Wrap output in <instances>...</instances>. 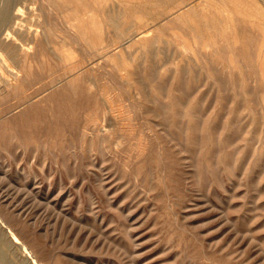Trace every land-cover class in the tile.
<instances>
[{"label": "rangeland", "instance_id": "obj_1", "mask_svg": "<svg viewBox=\"0 0 264 264\" xmlns=\"http://www.w3.org/2000/svg\"><path fill=\"white\" fill-rule=\"evenodd\" d=\"M103 1L14 0L13 2L12 0L13 5H11L14 7L10 12L12 16L10 15L8 22L6 21L5 24L3 23L4 25L0 26L1 28L5 27L3 32L2 29L0 30V58H2L0 60V84L2 85H0V117H2L0 118V171L7 168L14 180L19 179L15 180L18 184L4 182L5 187L3 184L0 187V192H6L9 189L13 193L15 190L14 194L19 192L20 196L25 197L29 195L28 192L31 189H37L39 186L40 199L48 194L52 196L53 201H57L58 207L62 208L64 204L69 219L78 217L77 219L82 220L81 225L88 222L90 226L87 228L97 235H99V230L106 231L104 229H107L109 231L110 229L109 232L113 236L115 235V238L124 241L122 242L127 253L119 255L101 250L99 242H96L97 235H94V238L86 244L84 237L88 232L84 231L83 236L76 237V233L67 230L63 238L64 246L63 243L61 245L65 252L73 258L75 257V261L81 264L85 262V264H250L248 261H244L245 258L241 250L249 247V253L247 252L246 255L249 257L252 255L250 257L252 259L257 254L256 251L254 252L256 248L249 246L246 240H235L226 215L231 213L230 217L243 222V224L240 223L241 229L252 225L253 229L255 228L254 232L264 235V224H262L264 223V214L262 215L264 191L257 192L259 181L264 180V77L258 69L259 61L264 58V0ZM20 7H24L20 12L21 15L18 13L19 11L17 12ZM92 9L94 10L92 11ZM79 17L80 20H78ZM17 18L20 20L18 19V21ZM19 24L22 25L19 26ZM76 24L78 26L85 24L84 26L90 28L91 40L98 43L97 46H100L98 49L92 48L90 41L81 40L82 38L77 32L79 27ZM92 25L98 27V30L92 29L94 28ZM142 26L145 27L142 28ZM212 26L213 28H211ZM7 30H11L12 35H7ZM142 30L145 31L143 37L139 33ZM49 31H54L57 35H53L54 32L50 33ZM13 34L15 35L13 36ZM194 34L196 35L194 36ZM131 39L132 41H130ZM157 39L161 41H157ZM19 40H22V45ZM5 42L10 43L6 45ZM129 45L131 46L129 47ZM145 46L148 47L146 50ZM182 49L184 52L180 51ZM202 56L203 59L200 58ZM5 60L9 68L4 64ZM10 65L12 69L14 66L13 70ZM232 66L234 67L232 68ZM239 66L243 71L239 69ZM26 74H29L28 77ZM172 79L177 83L175 84ZM7 80L11 81L9 86L4 84ZM21 87L24 88L21 89ZM174 90L176 96L173 95ZM62 92L64 93L62 94ZM170 92L173 96L170 95ZM166 95L169 96L166 97ZM76 96L78 97L76 98ZM166 105L170 107H166ZM137 107L139 108L137 109ZM161 111L162 113H160ZM173 113L174 116L171 115ZM232 116L235 119L233 117L230 120ZM171 118L173 119L171 120ZM173 120L177 121V124L173 125ZM215 122L216 124H214ZM244 122H248L249 125ZM120 124L124 128L121 129ZM208 130L211 134L208 133ZM221 134L223 137H220ZM117 139L118 141H116ZM189 141L193 147L189 145ZM14 144L16 145L14 146ZM12 150L14 151L12 152ZM185 152L186 155H184ZM196 153L198 154L196 155ZM203 153L206 154L203 155ZM240 153L241 155H239ZM138 154L140 155L138 156ZM204 157L205 159H203ZM182 159L184 160L182 161ZM199 162L200 165H198ZM202 163L205 165L203 166ZM207 163L210 164V172L213 175L203 171V167L207 166ZM233 163L236 169L232 168ZM189 164H192V167L188 166ZM242 168H245V171ZM98 177L100 180L102 179L101 182ZM201 178L202 180H200ZM254 181L257 183L255 184ZM14 184H17V187ZM221 185L222 187H220ZM198 189L199 191H196ZM27 200L26 202L30 203ZM258 201H261L262 205ZM71 207L72 209H70ZM259 209L260 211H258ZM260 218L262 219L259 223ZM91 224L95 228L91 227ZM194 230L195 232H192ZM201 239H204L203 242ZM229 241L230 243H228ZM183 246L185 247L183 248ZM13 250L17 252H13ZM7 254L8 256L12 255L9 258L14 264H23V262L33 264L30 262L29 256L14 243L7 250ZM37 255L40 262L50 260V254L47 251L38 250ZM76 258L78 259L76 260ZM20 259L23 260L19 261Z\"/></svg>", "mask_w": 264, "mask_h": 264}, {"label": "bare ground", "instance_id": "obj_2", "mask_svg": "<svg viewBox=\"0 0 264 264\" xmlns=\"http://www.w3.org/2000/svg\"><path fill=\"white\" fill-rule=\"evenodd\" d=\"M48 1V0H47ZM50 1V0H49ZM53 1V0H52ZM76 1V0H75ZM90 1V0H89ZM105 1V0H104ZM103 1V2H104ZM108 1V0H107ZM106 1V2H107ZM13 2H14V0H13ZM12 0H0V26H1V24H5V22L7 21L8 22V20L10 19V15L12 16V14L10 13L11 12V9L12 8H14L12 5ZM58 2H59V0H58ZM92 2H93V0H92ZM95 2H96V0H95ZM51 3V2H50ZM68 3V2H67ZM71 3V2H70ZM91 3V2H90ZM12 4V5H11ZM43 4V3H42ZM46 4V3H45ZM52 4H53V2H52ZM83 4V3H82ZM85 4V3H84ZM93 4V3H92ZM107 4V3H106ZM35 5V4H34ZM59 5V4H58ZM61 5V4H60ZM74 5V4H73ZM30 7V6H29ZM40 7V6H39ZM66 7V6H65ZM87 7V6H86ZM100 7H101V5H100ZM22 8H24V7H22ZM22 8L20 7V8H18V10H17V12L20 14V12L22 11ZM28 8V7H27ZM31 8V7H30ZM35 8V7H34ZM75 8V7H74ZM93 8H94V6H93ZM41 9H42V7H41ZM40 9V10H41ZM86 9V8H85ZM70 10V9H69ZM87 10V9H86ZM94 9H92V11H93ZM95 10H96V7H95ZM107 10V9H106ZM109 10V9H108ZM71 11V10H70ZM80 11V10H79ZM99 12H100V10H98ZM225 11V10H224ZM71 12H73V11H71ZM81 12V11H80ZM110 12V11H109ZM14 13V12H13ZM81 13H83V12H81ZM80 13V14H81ZM87 13V12H86ZM91 13V12H90ZM125 13V12H124ZM224 13V12H223ZM15 14V13H14ZM18 14V15H19ZM72 14V13H71ZM70 14V15H71ZM80 14H79V16H80ZM21 15V14H20ZM37 15V14H36ZM104 15V14H103ZM112 15V14H111ZM111 15H110V17H111ZM225 15V14H224ZM44 16V15H43ZM69 16V15H68ZM78 16V15H77ZM76 16V17H77ZM114 16H116L115 14H114ZM180 16V18H181V15H179ZM19 17V16H18ZM46 17V16H45ZM75 17V16H74ZM91 17V16H90ZM93 17V16H92ZM91 17V18H92ZM96 17V16H95ZM109 17V16H108ZM109 17V18H110ZM116 17H118V16H116ZM13 18V17H12ZM34 18V17H33ZM72 18V17H71ZM105 18V17H104ZM231 18V17H230ZM19 18H17V20H18ZM82 19V18H81ZM102 19H103V16H102ZM108 19V18H107ZM172 19H174L175 20V18H172ZM232 19V18H231ZM20 20V19H19ZM18 20V21H19ZM72 20H74V19H72ZM78 20H80V17H79V19ZM234 20V19H233ZM23 20H21V22H22ZM77 21V20H76ZM91 21V20H90ZM105 21V20H104ZM118 21H120V20H118ZM177 21V20H176ZM11 22V21H10ZM79 22V21H78ZM113 22V21H112ZM23 23V22H22ZM73 23H75V22H73ZM72 23V24H73ZM80 23V22H79ZM85 23V22H84ZM105 24H107L106 22H104ZM231 23V22H230ZM3 24V25H4ZM16 24H17V22H16ZM16 24H14V25H16ZM49 24V23H48ZM69 24H71V23H69ZM71 24V25H72ZM87 24V23H86ZM91 24H92V22H91ZM112 24V23H111ZM229 24V23H228ZM8 25V24H7ZM6 25V26H7ZM20 25H22V24H19V26ZM73 25H75V24H73ZM85 25V24H84ZM83 24H81L80 26H78L77 24H76V26H78L79 28H78V35L82 38L81 40H83V39H85V40H87V41H90V45L92 46V48H97L98 49V46H97V44L95 43V42H92V40H91V31L89 30L90 28H87L86 26H84ZM110 25V24H109ZM262 25V24H261ZM70 26V25H69ZM106 26H108V25H106ZM145 26H147L148 27V25H145ZM145 26H142V28L143 27H145ZM23 27V26H22ZM72 27H74V26H72ZM92 27H94V28H92V29H94L95 31H97L98 30V27H95V25L93 26L92 25ZM129 27V26H128ZM131 27V26H130ZM146 27V28H147ZM230 27V26H229ZM5 28V27H4ZM4 28H1L0 27V30L3 32V30H4ZM76 28V27H75ZM74 28V29H75ZM102 28V27H101ZM116 28V27H115ZM211 28H213V26L211 27ZM224 28V27H223ZM231 28V27H230ZM71 29V28H70ZM105 29V28H104ZM161 29V28H160ZM232 29V28H231ZM235 29V28H234ZM73 30V29H72ZM144 30V29H143ZM141 31V32H139L140 34H142L141 36L143 37V36H145L144 34V32L145 31ZM159 30V29H158ZM157 30V31H158ZM94 31V32H95ZM108 31V30H107ZM126 31V30H125ZM124 31V32H125ZM138 31V30H137ZM154 31V30H153ZM194 31V30H193ZM212 31V30H211ZM50 32V31H49ZM48 32V33H49ZM51 32H54V31H51ZM50 32V33H51ZM92 32H93V30H92ZM103 32H104V30H103ZM109 32V31H108ZM121 32V31H120ZM131 32H133L132 30H131ZM135 32H136V30H135ZM155 32V31H154ZM49 33V34H50ZM74 33H76V32H74ZM73 33V34H74ZM100 33V32H99ZM98 33V34H99ZM153 33V32H152ZM162 33V32H161ZM196 33V32H195ZM30 34V33H29ZM53 35L54 34H56L55 32L54 33H52ZM110 34V33H109ZM129 34H130V32H129ZM136 34V33H135ZM150 34V33H149ZM163 34V33H162ZM161 34V35H162ZM165 34V33H164ZM178 34H180V33H178ZM198 34V33H197ZM217 34H218V32H217ZM1 35V34H0ZM7 35H12V32H11V30H7ZM15 34H13V36H14ZM17 35V34H16ZM57 35V34H56ZM105 35V34H104ZM107 35H108V33H107ZM122 35V34H121ZM161 35H159V36H161ZM196 34H194V36H195ZM236 35V34H235ZM19 36H20V34H19ZM118 36V35H117ZM127 36V35H126ZM132 37H133V35H131ZM147 36V35H146ZM156 36L158 37V35L156 34ZM172 36V35H171ZM182 36V35H181ZM193 36V35H192ZM199 36H200V34H199ZM202 36V35H201ZM207 36V35H206ZM238 36V35H237ZM34 37V36H33ZM48 37V36H47ZM47 37H45V38H47ZM51 37H53V36H51ZM65 37V36H64ZM74 37V36H73ZM140 37V36H139ZM161 37H163V36H161ZM160 37V38H161ZM173 37H174V35H173ZM225 37V36H224ZM227 37V36H226ZM17 38V37H16ZM121 38V37H120ZM125 38V37H124ZM137 38V37H136ZM153 38H155V37H153ZM178 38V37H177ZM184 38V37H183ZM208 38V37H207ZM215 38V37H214ZM11 39V38H10ZM18 39V38H17ZM30 39H32V38H30ZM36 39V38H35ZM40 39H41V37H40ZM53 39H55V38H53ZM66 40L68 39V38H65ZM80 39V38H79ZM130 39V38H129ZM140 39H142V38H140ZM165 39V38H164ZM184 39H187V38H184ZM205 39V38H204ZM211 39V38H210ZM238 39V38H237ZM3 40H6V39H3ZM22 40H23V38H22ZM22 40H19L20 41V43H21V41ZM48 40V39H47ZM94 40V39H93ZM108 40V39H107ZM122 40H123V38H122ZM163 40V39H162ZM200 40V39H199ZM218 40V39H217ZM223 40V39H222ZM221 40V41H222ZM12 41V40H11ZM10 41V42H11ZM14 41V40H13ZM31 41V40H30ZM30 41H29V46H30ZM76 41V40H75ZM79 41V40H78ZM77 41V42H78ZM104 41V40H103ZM120 41V40H119ZM130 41H132V39L130 40ZM130 41H128V42H130ZM141 41H144V40H141ZM153 41V40H152ZM157 41H161V40H158L157 39ZM202 41V40H201ZM207 41H209V40H207ZM231 41V40H230ZM241 41V40H240ZM10 42H5L6 43V45L8 44V43H10ZM80 42V41H79ZM97 42V41H96ZM124 42V41H123ZM127 42V43H128ZM165 42V41H164ZM171 42V41H170ZM192 42V41H191ZM206 42V41H205ZM232 42V41H231ZM248 42V41H247ZM3 43V42H2ZM25 43V42H24ZM33 43V42H32ZM35 43V42H34ZM81 43V42H80ZM111 43V42H110ZM109 43V44H110ZM114 43V42H113ZM112 43V44H113ZM124 43H126V42H124ZM150 43H151V40H150ZM155 43H157V42H155ZM154 43V44H155ZM159 43V42H158ZM192 43H194V42H192ZM192 43H190V44H192ZM199 43V42H198ZM229 43V42H228ZM4 44V43H3ZM23 43H21V45H22ZM36 44V43H35ZM83 44H84V42H83ZM108 44V46H110ZM117 44V43H116ZM179 44V43H178ZM183 44H184V41H183ZM189 44V43H188ZM14 45V44H13ZM102 45V44H101ZM114 45V44H113ZM143 45V44H142ZM156 45V44H155ZM159 45V44H158ZM201 45V44H200ZM203 45V44H202ZM208 45V44H207ZM218 45V44H217ZM9 46H11V45H9ZM24 46V45H23ZM28 46V48H30ZM34 46V45H33ZM36 46L38 47V45L36 44ZM87 46V45H86ZM131 45H129V47H130ZM169 46V45H168ZM173 46V45H172ZM180 46H181V43H180ZM185 46H186V44H185ZM191 46V45H190ZM193 46V45H192ZM196 46V45H195ZM204 46V45H203ZM216 46V45H215ZM22 47V46H21ZM21 47H19V48H21ZM100 47V46H99ZM106 47V46H105ZM146 47L147 46H145V50H146ZM158 47V46H157ZM178 47V46H177ZM187 47H189L188 45H187ZM197 47V46H196ZM200 47V46H199ZM207 47H209V46H207ZM217 47V46H216ZM232 47V46H231ZM0 48H1V46H0ZM3 48V47H2ZM10 48V47H9ZM18 48V47H17ZM18 48V49H19ZM55 48H57V47H55ZM132 48H134V47H132ZM148 48V47H147ZM167 48V47H166ZM173 48V47H172ZM192 48V47H191ZM190 48V49H191ZM4 49V48H3ZM14 49V48H13ZM110 49H111V47H110ZM168 49V48H167ZM224 49V48H223ZM233 49V48H232ZM17 50V49H16ZM62 50H63V48H62ZM105 50V49H104ZM143 50V49H142ZM218 50V49H217ZM9 51V50H8ZM12 51V50H11ZM25 51V50H24ZM64 51V50H63ZM171 51V50H170ZM180 51H183V49L182 50H180ZM197 51V50H196ZM26 52V51H25ZM24 52V53H25ZM169 52V51H168ZM184 52V51H183ZM186 52V51H185ZM190 52V51H189ZM193 52V51H192ZM204 52V51H203ZM216 52V51H215ZM222 53H223V50L221 51ZM171 53H173V52H171ZM170 53V54H171ZM194 53V52H193ZM199 53V52H198ZM207 53H209V51H207ZM7 54H8V52H7ZM94 54V53H93ZM97 55H98V53H96ZM123 54V53H122ZM129 54V53H128ZM195 54V53H194ZM57 55V54H56ZM55 55V56H56ZM65 55V54H64ZM199 55V54H198ZM206 55V54H205ZM118 56V55H117ZM176 56V55H175ZM175 56H174V58H175ZM10 57V56H9ZM31 57V56H30ZM73 57V56H72ZM88 57V56H87ZM101 57V56H100ZM124 57V56H123ZM171 57V56H170ZM218 57V56H217ZM226 57V56H225ZM63 58V57H62ZM102 58V57H101ZM111 58V57H110ZM173 58V59H174ZM200 58H202L203 59V56L202 57H200ZM211 58V57H210ZM242 58V57H241ZM2 58H0V60H1ZM17 59V58H16ZM15 59V60H16ZM59 59H60V57H59ZM85 59V58H84ZM115 59V58H114ZM187 59V58H186ZM194 59H195V56H194ZM236 59V58H235ZM243 59V58H242ZM107 60H109V59H107ZM119 60V59H118ZM120 60H122V59H120ZM211 60H213V59H211ZM237 60V59H236ZM240 60V59H239ZM244 60V59H243ZM10 61V60H9ZM8 61V62H9ZM14 60L12 59V62H13ZM124 61V60H123ZM235 61V60H234ZM1 62H4V61H1ZM11 62V61H10ZM22 62V61H21ZM114 62V61H113ZM210 62V61H209ZM224 62V61H223ZM236 62V61H235ZM238 62V61H237ZM244 62V61H243ZM14 63V62H13ZM18 64L20 63V61L19 62H17ZM59 63V62H58ZM83 63H85V62H83ZM123 63V62H122ZM4 64L9 68V66H8V64L6 63V60H5V62H4ZM61 64V63H60ZM63 64H65V63H63ZM78 64V63H77ZM124 64V63H123ZM127 64V63H126ZM126 64H125V66H126ZM142 64V63H141ZM232 64H234V63H232ZM246 64V63H245ZM66 65V64H65ZM69 65V64H68ZM71 65V64H70ZM69 65V66H70ZM73 66H74V64H72ZM223 65V64H222ZM239 65V64H238ZM248 65V64H247ZM4 66V65H3ZM33 66V65H32ZM64 66V65H63ZM62 66V67H63ZM75 66H76V64H75ZM80 66V65H79ZM79 66H77V67H79ZM129 66V65H128ZM131 66V65H130ZM228 66H230L229 64H228ZM257 66V65H256ZM61 67V66H60ZM215 67V66H214ZM225 67V66H224ZM234 66H232V68H233ZM237 67V66H236ZM7 68V69H8ZM10 68H11V65H10ZM17 68H18V66H17ZM26 68H27V66H26ZM71 68V67H70ZM69 68V69H70ZM80 68H81V66H80ZM83 68V67H82ZM134 68V67H133ZM206 68V67H205ZM12 69V68H11ZM13 69H14V66H13ZM12 69V70H13ZM28 69V68H27ZM121 69H123V68H121ZM225 69V68H224ZM231 69V68H230ZM229 69V70H230ZM239 69H240V66H239ZM258 69H259V72L262 74V76L264 77V58H263V60H261V61H259V63H258ZM11 70V71H12ZM23 70V69H22ZM79 70H81V69H79ZM125 70V69H124ZM227 70V69H226ZM232 70V69H231ZM240 70H242V68L240 69ZM253 70H256V69H253ZM5 71V70H4ZM10 71V72H11ZM17 71H19V70H17ZM90 71V70H89ZM208 71V70H207ZM243 71V70H242ZM22 72V71H21ZM25 72V71H24ZM28 72V71H27ZM71 72V71H70ZM77 72V71H76ZM142 72V71H141ZM226 72V71H225ZM29 73V72H28ZM64 73H65V71H64ZM67 73V72H66ZM148 73V72H147ZM74 74V76L76 75L75 74V72L73 73ZM212 74V73H211ZM13 75V74H12ZM22 75H23V73H22ZM27 75V74H26ZM25 75V76H26ZM29 75V74H28ZM28 75H27V77H28ZM257 75V74H256ZM255 75V76H256ZM3 76V75H2ZM15 76V75H14ZM16 76H17V74H16ZM258 76V75H257ZM11 77V76H10ZM18 77V76H17ZM23 77V76H22ZM82 77V79H83V76H81ZM130 77V76H129ZM148 77V76H147ZM251 77H253V76H251ZM250 77V78H251ZM1 78V77H0ZM7 78V77H6ZM19 78V77H18ZM152 78V77H151ZM13 79H15V78H13ZM24 79V78H23ZM132 79V78H131ZM177 79V78H176ZM253 79V78H252ZM258 79V78H257ZM9 80V79H8ZM8 80L7 81H5L4 82V84L6 85V86H9L10 85V82H8ZM19 80V79H18ZM17 80V81H18ZM27 80V79H26ZM133 80V79H132ZM159 80V79H158ZM173 80V82L176 84L177 82H175L174 81V79H172ZM259 80V79H258ZM60 81V80H59ZM78 81V80H77ZM80 81V80H79ZM78 81V82H79ZM82 81V80H81ZM27 82H28V80H27ZM68 82V81H67ZM78 82H76L75 81V83H77V84H80V83H78ZM15 83H17V82H15ZM14 83V84H15ZM70 83H72L71 81H70ZM251 83H253V82H251ZM256 83V82H255ZM255 83H254V86H255ZM74 84V83H73ZM131 84H132V81H131ZM1 85V84H0ZM18 85H19V82H18ZM21 85H22V83H21ZM52 85H54V84H52ZM88 85V84H87ZM2 86V85H1ZM12 86H13V84H12ZM65 86H66V84H65ZM68 86V85H67ZM81 86V85H80ZM89 86V85H88ZM91 86V85H90ZM169 86V85H168ZM240 86H241V84H240ZM242 86H243V83H242ZM262 86H263V84H262ZM55 87V86H54ZM77 87V86H76ZM174 87V86H173ZM176 87V86H175ZM22 88H24V87H21V89ZM60 88V87H59ZM65 88V87H64ZM73 88V87H72ZM81 88V87H80ZM153 88V87H152ZM151 88V89H152ZM258 88H260V87H258ZM3 89V88H2ZM5 89V88H4ZM7 89V88H6ZM167 89H168V87H167ZM8 90V89H7ZM70 90V89H69ZM81 90V89H80ZM93 90H94V88H93ZM103 90V89H102ZM105 90H106V88H105ZM153 90V89H152ZM164 90V89H163ZM15 91V90H14ZM18 91H20L21 92V90L20 89H18ZM58 92H59V90H57ZM88 91V90H87ZM95 91L96 92H98L96 89H95ZM135 91V90H134ZM167 91V90H166ZM258 91V90H257ZM10 92V91H9ZM65 92V91H64ZM64 92H62V94L64 93ZM84 92V91H83ZM102 92V91H101ZM107 92H109V91H107ZM150 92V91H149ZM163 92H165V91H163ZM22 93V92H21ZM66 93V92H65ZM71 93V92H70ZM78 93V92H77ZM82 93V92H81ZM86 94H87V92H85ZM92 93V92H91ZM90 93V94H91ZM139 93V92H138ZM162 93V92H161ZM173 93V92H172ZM7 94V93H6ZM11 94V93H10ZM15 94V93H14ZM20 94V93H19ZM53 94V93H52ZM58 94V93H57ZM61 94V95H62ZM73 94V93H72ZM71 94V95H72ZM83 94V93H82ZM110 94V93H109ZM109 94H106V95H109ZM141 94V93H140ZM163 94V93H162ZM175 94V90H174V93H173V95ZM9 95V94H8ZM17 95V94H16ZM51 95V94H50ZM55 95V94H54ZM89 95V94H88ZM97 95V94H96ZM121 95V94H120ZM164 95V94H163ZM170 95H171V92H170ZM173 95H171V96H173ZM18 96V95H17ZM46 96V95H45ZM53 96V95H52ZM60 96V95H59ZM65 96V95H64ZM73 96V95H72ZM91 96V95H90ZM111 96V95H110ZM109 96V97H110ZM130 96V95H129ZM149 96V95H148ZM151 96V95H150ZM154 96L156 97V95L154 94ZM159 96H160V94H159ZM167 96H169V95H166V97ZM174 96H176V94L174 95ZM260 96V95H259ZM262 96V95H261ZM5 97V96H4ZM21 97V96H20ZM23 97V96H22ZM24 97H25V95H24ZM67 97V96H66ZM78 96H76V98H77ZM97 97V96H96ZM99 97V96H98ZM97 97V98H98ZM114 97V96H113ZM122 97V96H121ZM139 97H140V95H139ZM2 98V97H1ZM68 98H69V95H68ZM71 98V97H70ZM80 98V97H79ZM95 98V97H94ZM96 98V99H97ZM137 98V97H136ZM174 98H177V97H174ZM247 98V97H246ZM262 98V97H261ZM3 99V98H2ZM23 99V98H22ZM30 99V98H29ZM54 99V98H53ZM58 99V98H57ZM83 99H84V97H83ZM123 99V98H122ZM140 99V98H139ZM170 99V98H169ZM199 99V98H198ZM75 100V99H74ZM127 100V99H126ZM155 100V99H154ZM153 100V101H154ZM176 100V99H175ZM174 100V101H175ZM1 101V100H0ZM100 101V100H99ZM157 101V100H156ZM159 101H160V99H159ZM162 101V103H163V100H161ZM257 101V100H256ZM30 102H32V101H30ZM95 102V101H94ZM125 102V101H124ZM142 102V101H141ZM166 102H168L167 100H166ZM172 102H173V100H172ZM171 102V103H172ZM183 102V101H182ZM181 102V103H182ZM259 102V101H258ZM77 103H78V100H77ZM99 103V102H98ZM122 103V102H121ZM133 103V102H132ZM143 103V102H142ZM95 104V103H94ZM129 104V103H128ZM138 104V103H137ZM147 104V103H146ZM157 104H159V103H157ZM172 104H174V103H172ZM195 104V103H194ZM197 104V103H196ZM71 105V104H70ZM77 105V104H76ZM83 105V104H82ZM130 105V104H129ZM128 105V106H129ZM160 105H161V103H160ZM174 105H176V104H174ZM178 105V104H177ZM99 106V105H98ZM106 106V105H105ZM115 106H117L116 104H115ZM132 106V105H131ZM141 106V105H140ZM157 106V105H156ZM109 107V106H108ZM166 107H170V106H168V105H166ZM184 107V106H183ZM193 107V106H192ZM195 107V106H194ZM193 107V108H194ZM99 108V107H98ZM116 108V107H115ZM121 108V107H120ZM123 108H125V107H123ZM133 108H134V105H133ZM139 107H137V109H138ZM143 108V107H142ZM151 108V107H150ZM155 108V107H154ZM218 108V107H217ZM262 108V107H261ZM110 109V108H109ZM117 109V108H116ZM147 109V108H146ZM156 110L158 109V108H155ZM230 109H232V108H230ZM235 109V108H234ZM237 109V108H236ZM22 110H23V108H22ZM97 110V109H96ZM155 110V111H156ZM172 110V109H171ZM175 110V109H174ZM178 110V109H177ZM185 110V109H184ZM255 110V109H254ZM261 110V109H260ZM105 111H106V109H105ZM112 111V110H111ZM115 111V110H114ZM117 111V110H116ZM119 111H121V110H119ZM126 111V110H125ZM124 111V112H125ZM132 111V110H131ZM151 111V110H150ZM157 111H159V110H157ZM190 111V110H189ZM234 111V110H233ZM23 112H24V110H23ZM100 112H102V111H100ZM133 112V111H132ZM143 112V111H142ZM147 112V111H146ZM172 112V111H171ZM174 112V111H173ZM177 112H179V111H177ZM193 112H195V111H193ZM200 112H202V111H200ZM220 112V111H219ZM221 112H222V110H221ZM221 112H220V115H221ZM7 113H9V112H7ZM107 113V112H106ZM105 113V114H106ZM121 113V112H120ZM136 113V112H135ZM144 113V112H143ZM159 113V112H158ZM160 113H162V111L160 112ZM169 113V112H168ZM181 113V112H180ZM190 113V112H189ZM260 113H261V111H260ZM5 114V113H4ZM25 114V113H24ZM95 114V113H94ZM97 114V113H96ZM113 114V113H112ZM117 114V113H116ZM126 114H127V112H126ZM140 114V113H139ZM170 114V113H169ZM185 114V113H184ZM184 114H183V116H184ZM194 114V113H193ZM237 114V113H236ZM98 115H99V113H98ZM108 115V114H107ZM122 115H123V113H122ZM156 115V114H155ZM171 115H175L174 113L173 114H171ZM171 115H168V116H171ZM196 115V114H195ZM197 115H199V114H197ZM213 115V114H212ZM27 116V115H26ZM106 116V115H105ZM164 116V115H163ZM179 116V115H178ZM207 116V115H206ZM214 116V115H213ZM260 116V115H259ZM92 117V116H91ZM111 117V116H110ZM114 117V116H113ZM117 117H118V115H117ZM134 117H136V116H134ZM159 117V116H158ZM180 117V116H179ZM189 117V116H188ZM205 117V116H204ZM225 117V116H224ZM233 117L234 116H232V118H230V120H232L233 119ZM0 118H2V117H0ZM89 118V117H88ZM108 118V117H107ZM115 118V117H114ZM122 118V117H121ZM161 118V117H160ZM163 118V117H162ZM168 118H170V117H168ZM175 118V117H174ZM195 118H197V117H195ZM203 118V117H202ZM207 118H209V117H207ZM207 118H206V120H207ZM214 118V117H213ZM253 118H255V117H253ZM15 119V118H14ZM113 119V118H112ZM119 119V118H118ZM126 119V118H125ZM151 119V118H150ZM153 119H154V117H153ZM173 118H171V120H172ZM177 119V118H176ZM188 119V118H187ZM234 119H235V117H234ZM262 119V118H261ZM86 120V119H85ZM88 120V119H87ZM103 120H104V118H103ZM108 120H111V119H108ZM132 120H134L133 118H132ZM158 120H159V118H158ZM165 120V119H164ZM183 120V119H182ZM197 120V119H196ZM216 120V119H215ZM226 120V119H225ZM229 120V121H230ZM260 120V119H259ZM21 121V120H20ZM128 121V120H127ZM174 121V120H173ZM188 121V120H187ZM203 121V120H202ZM201 121V122H202ZM218 121H219V119H218ZM11 122V121H10ZM24 122V121H23ZM22 122V123H23ZM106 122V121H105ZM160 122V121H159ZM171 122V121H170ZM169 122V123H170ZM219 122H221V121H219ZM249 124H250V119H249ZM248 122H244V123H247L248 124ZM262 122V121H261ZM30 123V122H29ZM85 123V122H84ZM90 123V122H89ZM129 124H130V122H128ZM174 123H176L177 124V121H174L173 122V125H174ZM198 123V122H197ZM230 123H231V121H230ZM234 123H236V122H234ZM1 124V123H0ZM10 125H11V123H9ZM94 124V123H93ZM184 124V123H183ZM211 125H212V123H210ZM214 124H216V122L214 123ZM233 124V123H232ZM248 124V125H249ZM17 125V124H16ZM21 125V124H20ZM82 125V124H81ZM85 125H87V124H85ZM100 125V124H99ZM121 125V124H120ZM126 125V124H125ZM124 125V126H125ZM132 125V124H131ZM180 125V124H179ZM189 125H190V123L187 125V129L189 128ZM202 125V124H201ZM231 125V124H230ZM98 126V125H97ZM200 126V125H199ZM242 126V125H241ZM86 127V126H85ZM127 127V126H126ZM174 127V126H173ZM186 127V126H185ZM230 127V126H229ZM8 128V127H7ZM13 128V127H12ZM97 128V127H96ZM122 128H124V127H122V125H121V129ZM162 128V127H161ZM183 128H184V126H183ZM205 128V127H204ZM204 128H202V130H205ZM212 128V127H211ZM216 128H217V126H216ZM228 128V127H227ZM240 128V127H239ZM11 129V128H10ZM81 129V128H80ZM79 129V130H80ZM209 129V128H208ZM218 129V128H217ZM221 129V128H220ZM4 130V129H3ZM21 130V129H20ZM85 130V129H84ZM128 130V129H127ZM131 130V129H130ZM186 130V129H185ZM13 131V130H12ZM106 131V130H105ZM217 131H219V130H217ZM256 131V130H255ZM28 132V131H27ZM83 132V131H82ZM88 132V131H87ZM193 132V131H192ZM251 132H252V130H251ZM259 132V131H258ZM9 133V132H8ZM12 133V132H11ZM98 133V132H97ZM100 133V132H99ZM107 133V132H106ZM121 133V132H120ZM184 133V132H183ZM200 133V132H199ZM208 133L209 134H211L210 132H209V130H208ZM239 133V132H238ZM238 133H236V134H238ZM14 134V133H13ZM15 134H17V133H15ZM108 134V133H107ZM111 134V133H110ZM219 134V133H218ZM227 134V133H226ZM225 134V135H226ZM232 134V133H231ZM1 135V134H0ZM29 135V134H28ZM97 135V134H96ZM179 135V134H178ZM201 135V134H200ZM252 135H253V133H252ZM252 135H251V139L253 138L252 137ZM264 135V134H263ZM14 136H16V135H14ZM19 136V135H18ZM83 136V135H82ZM105 136V135H104ZM107 136V135H106ZM110 136V135H109ZM147 136V135H146ZM186 136V135H185ZM205 136H209V135H205ZM211 136V135H210ZM233 136V135H232ZM239 136V135H238ZM262 136V135H261ZM5 137V136H4ZM142 137V136H141ZM220 137H223V134H221L220 135ZM228 137V136H227ZM235 137V136H234ZM236 137H237V135H236ZM256 137V136H255ZM263 137V136H262ZM15 138V137H14ZM13 138V139H14ZM84 138V137H83ZM86 138V137H85ZM107 139H108V137H106ZM143 139H144V137H142ZM147 138V137H146ZM201 138V137H200ZM210 138V137H209ZM217 138V137H216ZM111 139V138H110ZM148 139V138H147ZM184 139V138H183ZM190 139V138H189ZM218 139V138H217ZM140 140V139H139ZM168 140V139H167ZM213 139H211V141H212ZM221 140V139H220ZM231 140V139H230ZM234 140V139H233ZM236 140H238V139H236ZM243 140V139H242ZM253 140V139H252ZM14 141V140H13ZM17 141H18V138H17ZM28 141V140H27ZM101 141V140H100ZM112 141V140H111ZM116 141H118V139L116 140ZM146 141H148V140H146ZM185 141V140H184ZM183 141V142H184ZM218 141V140H217ZM222 141V140H221ZM228 141V140H227ZM235 141V140H234ZM233 141V142H234ZM258 141V140H257ZM19 142V141H18ZM32 142V141H31ZM106 142V141H105ZM145 142V141H144ZM213 142V141H212ZM4 143V142H3ZM14 143H15V141H14ZM45 143V142H44ZM115 144H116V142H114ZM113 143V144H114ZM139 143V142H138ZM142 143V142H141ZM211 143V142H210ZM218 143H219V141H218ZM217 143V144H218ZM35 144V143H34ZM146 144V143H145ZM144 144V145H145ZM195 144V143H194ZM221 144V143H220ZM243 144V143H242ZM255 144H256V142H255ZM255 144H254V146H255ZM9 145V144H8ZM16 144H14V146H15ZM42 145V144H41ZM40 145V146H41ZM56 145V144H55ZM140 145V144H139ZM147 145H149V144H147ZM181 145V144H180ZM189 145L190 146H192L191 145V143H190V141H189ZM199 145V144H198ZM203 145V144H202ZM205 145V144H204ZM11 146V145H10ZM9 146V147H10ZM58 146V145H57ZM151 146V145H150ZM177 146V145H176ZM208 146H210L209 144H208ZM211 146H213V144H211ZM219 146V145H218ZM28 147V146H27ZM33 147V146H32ZM193 147V146H192ZM191 147V148H192ZM200 147V146H199ZM203 147V146H202ZM201 147V148H202ZM226 147V146H225ZM236 147H238V146H236ZM17 148H18V146H17ZM22 148V147H21ZM34 148H35V146H34ZM45 148V147H44ZM46 148H48V147H46ZM136 148V147H135ZM140 148H142V147H140ZM147 148V147H146ZM149 148V147H148ZM181 148H182V145H181ZM189 148V147H188ZM219 148V147H218ZM222 148V147H221ZM7 149V148H6ZM19 149H20V147H19ZM30 149H31V147H30ZM40 149V148H39ZM60 149V148H59ZM89 149V148H88ZM152 149V148H151ZM194 149V148H193ZM192 149V150H193ZM204 149H205V147H204ZM8 150V149H7ZM32 150V149H31ZM36 150H37V148H36ZM44 150V149H43ZM61 150V149H60ZM142 150V149H141ZM140 150V152H142ZM153 150V149H152ZM151 150V151H152ZM171 150V149H170ZM172 150H173V148H172ZM175 150V149H174ZM182 150V149H181ZM184 150H186V149H184ZM189 150V149H188ZM200 150V149H199ZM217 150V149H216ZM233 150V149H232ZM240 150V149H239ZM3 151V150H2ZM14 150H12V152H13ZM136 151V150H135ZM150 151V150H149ZM177 151V150H176ZM198 151V150H197ZM219 151V150H218ZM236 151V150H235ZM255 151H257V150H255ZM15 152H16V150H15ZM19 152V151H18ZM138 152V151H137ZM153 152V151H152ZM173 152V151H172ZM179 152V151H178ZM204 152V151H203ZM216 152V151H215ZM225 152V151H224ZM11 153V152H10ZM53 153V152H52ZM139 153V152H138ZM188 153V152H187ZM202 153V152H201ZM7 154H8V152H7ZM54 154V153H53ZM144 154H145V152H144ZM198 153H196V155H197ZM206 154V153H205ZM204 153H203V155H205ZM221 154V153H220ZM1 155V154H0ZM18 155V154H17ZM140 154H138V156H139ZM154 156H155V154H153ZM179 155H180V153H179ZM178 155V156H179ZM184 155H186V152H185V154ZM233 155H234V152H233ZM239 155H241V153L239 154ZM248 155V154H247ZM250 155V154H249ZM142 156V155H141ZM157 156V155H156ZM159 156V155H158ZM161 156V155H160ZM188 157H189V155H187ZM217 156V155H216ZM215 156V157H216ZM235 156V155H234ZM252 156V155H251ZM14 157V156H13ZM16 157V156H15ZM181 157V156H180ZM185 157V156H184ZM196 157V156H195ZM207 157H208V155H207ZM206 157V158H207ZM219 157H222V156H219ZM249 157V156H248ZM3 158V157H2ZM147 158V157H146ZM171 158V157H170ZM191 158V157H190ZM200 158V157H199ZM234 158V157H233ZM15 159V158H14ZM18 159V158H17ZM20 159V158H19ZM96 159V158H95ZM154 159V158H153ZM169 159V158H168ZM192 159V158H191ZM203 159H205V157L203 158ZM217 159V158H216ZM246 159V158H245ZM50 160V159H49ZM139 160V159H138ZM141 160V159H140ZM146 160H148V158L146 159ZM165 160V159H164ZM184 159H182V161H183ZM195 160V159H194ZM1 161V160H0ZM10 161V160H9ZM160 161V160H159ZM192 161V160H191ZM199 161H200V159H199ZM205 161V160H204ZM230 161H232V160H230ZM229 161V162H230ZM237 161V160H236ZM7 162V161H6ZM5 162V163H6ZM57 162V161H56ZM106 162V161H105ZM145 162V161H144ZM166 162V161H165ZM164 162V163H165ZM170 162V161H169ZM180 162V161H179ZM187 162H188V160H187ZM246 162V161H245ZM247 162H248V160H247ZM246 162V163H247ZM253 162V161H252ZM1 163V162H0ZM18 163V162H17ZM91 163V162H90ZM95 163V162H94ZM98 163H100V162H98ZM104 163V162H103ZM163 163V162H162ZM191 163V162H190ZM93 164V163H92ZM150 164V163H149ZM151 164H152V162H151ZM159 164V163H158ZM166 164V163H165ZM232 164V163H231ZM237 164V163H236ZM235 164V165H236ZM245 164V163H244ZM262 164V163H261ZM13 165V164H12ZM11 165V166H12ZM96 165V164H95ZM192 165V164H191ZM190 164L188 165V166H191ZM198 165H200V162H199V164ZM202 165H203V163H202ZM205 165V164H204ZM203 165V166H204ZM216 165H217V163H216ZM216 165H215V167H216ZM218 165H220V164H218ZM230 165V164H229ZM247 165V164H246ZM1 166H3V165H1ZM10 166V167H11ZM18 166H19V164H18ZM17 166V167H18ZM104 166V165H103ZM145 166V165H144ZM152 166V165H151ZM158 166V165H157ZM194 166V165H193ZM212 166V165H211ZM224 166V165H223ZM232 166V165H231ZM259 166V165H258ZM4 167H5V165H4ZM9 167V168H10ZM110 167V166H109ZM165 167H166V165H165ZM192 167V166H191ZM190 167V168H191ZM234 167V163H233V166H232V168ZM263 167V166H262ZM1 168V167H0ZM12 168V167H11ZM19 168V167H18ZM189 168V169H190ZM195 168V167H194ZM197 168V167H196ZM204 168V170L203 171H205V172H210L211 171V169H210V164H208L207 163V166H205V167H203ZM203 168H201V169H203ZM235 169H236V167H234ZM17 169V168H16ZM53 169H54V167H53ZM148 169V168H147ZM200 169V168H199ZM217 169V168H216ZM243 169V168H242ZM245 169V168H244ZM243 169V171H245ZM252 169V168H251ZM100 170H101V168H100ZM104 170H106V169H104ZM134 170V169H133ZM150 170V169H149ZM185 170V169H184ZM187 170V169H186ZM194 170V169H193ZM250 170V169H249ZM103 171V170H102ZM108 171V170H107ZM162 171H164V169L162 168ZM201 171V170H200ZM203 171H202V173H203ZM218 171V170H217ZM237 171V170H236ZM258 171V170H257ZM10 171H9V169H2L1 171H0V187L4 184V182H6V181H8L9 183L10 182H12V183H17L18 184V182L17 181H15L11 176V174L9 173ZM25 172V171H24ZM23 172V173H24ZM115 172V171H114ZM152 172V171H151ZM220 173H221V170L219 171ZM250 172V171H249ZM15 173V172H14ZM200 173V172H199ZM198 173V174H199ZM201 173V174H202ZM211 173V172H210ZM254 173V172H253ZM258 173V172H257ZM22 174V173H21ZM101 174V173H100ZM154 174V173H153ZM190 174H192V173H190ZM200 174V175H201ZM212 175H213V173H211ZM230 174V173H229ZM228 175V174H227ZM226 175V176H227ZM261 175V174H260ZM108 176V175H107ZM240 176V175H239ZM242 176V175H241ZM39 177V176H38ZM197 177H199V176H197ZM202 178H203V176H201ZM228 177V176H227ZM99 178V177H98ZM106 177H104V179H105ZM134 178V177H133ZM164 178V177H163ZM188 178H189V176H188ZM202 178L200 179V180H202ZM213 178H214V176H213ZM236 178H238V177H236ZM255 178V177H254ZM19 179V178H18ZM17 179V180H18ZM32 179V178H31ZM36 179V178H35ZM118 179V178H117ZM192 179V178H191ZM190 179V180H191ZM197 179V178H196ZM199 179V178H198ZM215 179V178H214ZM33 180V179H32ZM99 180H100V178H99ZM102 180V179H101ZM101 180H100V182H101ZM106 180V179H105ZM186 180V179H185ZM187 180H189V179H187ZM207 180H208V176H207ZM211 180V179H210ZM209 180V182H211ZM217 180V179H216ZM220 180H222V179H220ZM242 180V179H241ZM249 180V179H248ZM27 181V180H26ZM25 181V182H26ZM29 182H30V180H28ZM35 181V180H34ZM163 181V180H162ZM198 181V180H197ZM103 182V181H102ZM208 182V183H209ZM215 182V181H214ZM217 182H219L218 180H217ZM216 182V183H217ZM222 182H223V180H222ZM245 182V181H244ZM255 182V181H254ZM253 182V183H254ZM20 183V182H19ZM36 183V182H35ZM34 183V184H35ZM126 183V182H125ZM187 183V182H186ZM199 183V182H198ZM211 183H213V182H211ZM236 183V182H235ZM250 183H251V181H250ZM257 183V181L255 182V184ZM17 184H14L15 186L17 185ZM21 184V183H20ZM19 184V185H20ZM27 184V183H26ZM42 184V183H41ZM103 184V183H102ZM111 184V183H110ZM219 184V183H218ZM240 184V183H239ZM248 184V183H247ZM7 185V184H6ZM10 185V184H9ZM13 185V186H14ZM22 185V184H21ZM138 185V184H137ZM154 185V184H153ZM220 185V184H219ZM235 185V184H234ZM244 185V184H243ZM253 185V184H252ZM251 185V186H252ZM258 185V184H257ZM40 186H42V185H40ZM53 186V185H52ZM189 186H192V185H189ZM199 186V185H198ZM225 186V185H224ZM239 186V185H238ZM4 187H5V184H4ZM17 187V186H16ZM20 187V186H19ZM35 187V186H34ZM33 187V188H34ZM136 187V186H135ZM138 187V186H137ZM136 187V188H137ZM220 187H222V185L220 186ZM235 187V186H234ZM241 187V186H240ZM8 188V187H7ZM44 188V187H43ZM42 188V189H43ZM120 188V187H119ZM200 188V187H199ZM252 188V187H251ZM253 188H254V186H253ZM10 189H11V187H10ZM13 189H14V187H13ZM192 189V188H191ZM12 190V189H11ZM24 190V189H23ZM25 190H27V189H25ZM59 190V189H58ZM88 190V189H87ZM141 190V189H140ZM139 190V191H140ZM149 190V189H148ZM193 190V189H192ZM207 190V189H206ZM212 190V189H211ZM226 190V189H225ZM1 191V190H0ZM15 191V190H14ZM14 191H13V193L12 192H10V190L8 189V190H6V192H0V264H14L12 261H11V259L9 258V257H12V255L11 256H8V254H7V250L8 249H10V247H11V245H12V243H14L18 248H20L21 250H23L28 256H29V260H31L30 262H32L33 264H81V263H79V262H77V261H75V257L73 258V257H71L67 252H65V250L63 249V247H62V243L64 242L63 241V238H64V235H65V233H66V231L67 230H69V232H74V233H76V237H80L81 235H82V233L84 232V231H86V232H88V234L86 235V237H84V238H86V244H87V242L90 240V239H92V238H94L93 236L94 235H97V234H95L92 230H89L87 227H89L90 225H89V223L87 222V223H85L84 225H81L80 224V222L82 221V220H79V219H75V218H73V219H69L68 218V216H67V211L64 209V204L62 205V208H60V207H58L56 204V202L57 201H55V203H54V201L51 199V197L52 196H50V195H48V194H45V196L43 197V199H40V194H41V190L39 189V186H38V188L36 189H31L30 190V192H28V194L29 195H27V196H25V197H23V196H20V193L19 192H15L16 194H14ZM22 191V190H21ZM20 191V192H21ZM153 191V190H152ZM151 191V192H152ZM161 191V190H160ZM196 191H199V189L198 190H196ZM209 191V190H208ZM214 191V190H213ZM236 191V190H235ZM257 191V190H256ZM264 191V180H260L259 181V187H258V193H261V192H263ZM89 192V191H88ZM140 192H142V191H140ZM151 192H149V193H151ZM228 192V191H227ZM22 193V192H21ZM58 193V192H57ZM90 193V192H89ZM161 193V192H160ZM193 193V192H192ZM203 193V192H202ZM212 193V192H211ZM24 194H26L25 192H24ZM143 195H144V193H142ZM141 194V195H142ZM196 194V193H195ZM201 194V193H200ZM207 194V193H206ZM22 195V194H21ZM43 195V194H42ZM61 195V194H60ZM138 195H139V193H138ZM137 195V196H138ZM146 196H147V194H145ZM198 195V194H197ZM196 195V196H197ZM203 195H205V194H203ZM257 195V194H256ZM199 196V195H198ZM220 196V195H219ZM31 197V198H30ZM208 197H210V196H208ZM257 197V196H256ZM28 198H30V199H28ZM42 198V197H41ZM220 198V197H219ZM258 198V197H257ZM29 200V202L30 203H27L26 202V200ZM55 199V198H54ZM67 199V198H66ZM122 199V198H121ZM145 199V198H144ZM194 199V198H193ZM192 199V200H193ZM200 199V198H199ZM202 199V198H201ZM205 199V198H204ZM208 199V198H207ZM210 199V198H209ZM250 199V198H249ZM259 199V198H258ZM263 199V198H262ZM262 199H261V201H262ZM27 200V201H28ZM63 200V199H62ZM65 200V199H64ZM109 200V199H108ZM195 200V199H194ZM212 200V199H211ZM140 201V200H139ZM198 201V200H197ZM206 202H208L207 200H205ZM215 201H217V199H215ZM222 201V200H221ZM231 201V200H230ZM261 201H258L259 203H261ZM70 202H71V200H70ZM109 202H111V201H109ZM119 202V201H118ZM213 202V201H212ZM225 202V201H224ZM252 202H253V200H252ZM61 203V202H60ZM92 203V202H91ZM96 203V202H95ZM116 203V202H115ZM153 203V202H152ZM210 203V202H209ZM214 203V202H213ZM219 203L221 204L222 202H220L219 201ZM219 203H217V204H219ZM257 203V202H256ZM258 203V204H259ZM26 204H28V206H26ZM197 204V203H196ZM206 204V203H205ZM232 204H234L233 202H232ZM264 204V203H263ZM84 205V204H83ZM113 205V204H112ZM222 205H223V203H222ZM261 205H262V203H261ZM260 205V206H261ZM61 206V205H60ZM67 206V205H66ZM71 206V205H70ZM75 206V205H74ZM218 206V205H217ZM242 206H243V204H242ZM255 207H257L256 205H254ZM90 207V206H89ZM96 207H99V206H96ZM120 207V206H119ZM186 207V206H185ZM211 207V206H210ZM221 207V206H220ZM225 207V206H224ZM227 207V206H226ZM229 207V206H228ZM232 207V206H231ZM249 207H251V205H249ZM115 208H117V207H115ZM259 208V207H258ZM263 208V207H262ZM67 209V208H66ZM70 209H72V207L70 208ZM82 209H83V206H82ZM119 209V208H118ZM223 209V208H222ZM246 209H248V208H246ZM69 210V209H68ZM88 210V209H87ZM224 210V209H223ZM243 210V209H242ZM251 210V209H250ZM249 210V211H250ZM256 210V209H255ZM75 211V210H74ZM93 211V210H92ZM202 211V210H201ZM227 211V210H226ZM258 211H260V209L258 210ZM76 212V211H75ZM80 213H81V211H79ZM231 212V211H230ZM264 212V211H263ZM262 212V215L264 214ZM97 213V212H96ZM120 213H121V211H120ZM124 213V212H123ZM227 213V212H226ZM247 213V212H246ZM248 213H250V212H248ZM257 213V212H256ZM259 213V212H258ZM91 214H92V212H91ZM127 214V213H126ZM229 214H231V213H229ZM229 214H227L226 215V219H227V221H228V224H229V226L231 227V231L234 233V236H235V240H241V241H244V240H246L247 242H248V244H249V246H253V247H255L256 249L254 250V252L256 251V256L254 257V258H250L249 256H247L246 254H247V252H248V248H244V249H242L241 250V252H242V254L244 255V261H248L250 264H264V235H262V234H258L257 232H254V229H253V226L252 225H249V227L248 228H245V229H241L240 228V223H242L243 224V222H239V219H237V218H234V217H230L229 216ZM239 214H240V212H239ZM238 214V215H239ZM242 214V213H241ZM78 215H79V213H78ZM95 215V214H94ZM103 215V214H102ZM119 215V214H118ZM121 215V214H120ZM162 215V214H161ZM254 215V214H253ZM84 216V215H83ZM111 216H113V215H111ZM237 216V215H236ZM98 217V216H97ZM146 217V216H145ZM213 217V216H212ZM239 217V216H238ZM253 217V216H252ZM264 217V216H263ZM262 217V218H263ZM85 218V217H84ZM87 218V217H86ZM101 218V217H100ZM240 218V217H239ZM262 218H260L258 221H259V223H260V220L262 219ZM91 219V218H90ZM177 219V218H176ZM241 220L243 219V218H240ZM101 220V219H100ZM99 220V221H100ZM244 220V219H243ZM251 220V219H250ZM249 220V221H250ZM255 220V219H254ZM106 221V220H105ZM110 221H112V219H110ZM226 221V220H225ZM248 221V222H249ZM257 221V222H258ZM264 221V220H263ZM262 221V222H263ZM113 222V221H112ZM187 222V221H186ZM257 222H256V224H257ZM141 223V222H140ZM182 223V222H181ZM246 223H247V221H246ZM101 224V223H100ZM108 224V223H107ZM196 224V223H195ZM262 224H264V223H262ZM182 225V224H181ZM260 225V224H259ZM101 226H103V225H101ZM120 226V228H121V225H119ZM252 226V227H251ZM255 226V225H254ZM262 226V225H261ZM4 229H3V228ZM68 227H70L69 229H68ZM91 227H93L92 226V224H91ZM117 227V226H116ZM258 227H260V226H258ZM93 228H95V227H93ZM104 228V227H103ZM124 228H125V226H124ZM182 228V227H181ZM91 229V228H90ZM104 230H106V231H101V230H97L99 233V235H97V239H96V242H99V244H100V249L101 250H104V251H106V252H109V253H114V254H119V255H126V250L124 249L125 248V245H124V241L122 242L121 240H119V239H117V238H115L113 235H112V233H110L109 231H110V229H109V231L107 230V229H104ZM112 230V229H111ZM187 230V229H186ZM193 230V229H192ZM228 230V229H227ZM108 231V232H107ZM115 231H117V230H115ZM114 232V231H113ZM192 232H195V230L194 231H192ZM197 232V231H196ZM121 233H122V231H121ZM158 233V232H157ZM187 233V232H186ZM264 233V232H263ZM84 234V233H83ZM116 234V233H115ZM120 234V233H119ZM125 234H127V233H125ZM124 234V235H125ZM151 234V233H150ZM181 234V233H180ZM188 234H190V233H188ZM197 234V233H196ZM123 235V236H124ZM199 235V234H198ZM83 236V235H82ZM120 236H122V235H120ZM120 236H119V238H120ZM127 236H128V234H127ZM233 236V237H234ZM67 237V236H66ZM195 237H197V236H195ZM219 237V236H218ZM125 238V237H124ZM123 238V239H124ZM126 239V238H125ZM124 239V240H125ZM76 240V239H75ZM202 240V239H201ZM204 240V239H203ZM203 240H202V242H203ZM211 240H212V238H211ZM128 241V240H127ZM219 241V240H218ZM225 241V240H224ZM223 241V242H224ZM92 242V241H91ZM90 242V243H91ZM126 242V241H125ZM222 242V241H221ZM226 242V241H225ZM70 243H71V241H70ZM89 243V244H90ZM126 243H128V242H126ZM228 243H230V241L228 242ZM218 244V243H217ZM217 244H215V245H217ZM226 244V243H225ZM74 245H76V244H74ZM187 245H188V243H187ZM205 245H206V242H205ZM204 245V246H205ZM219 245V244H218ZM217 245V246H218ZM14 246V245H13ZM63 246H64V243H63ZM67 246V245H66ZM70 246L72 247V244H70ZM88 246V245H87ZM130 246V245H129ZM128 246V247H129ZM207 246V245H206ZM244 246V245H243ZM79 247V246H78ZM185 246H183V248H184ZM187 247V246H186ZM208 247V246H207ZM14 248V247H13ZM12 248V249H13ZM130 248V247H129ZM182 248V249H183ZM219 248V247H218ZM226 248V247H225ZM67 249H68V247H67ZM86 249V248H85ZM131 249V248H130ZM133 249V248H132ZM181 249V250H182ZM186 249V248H185ZM205 249V248H204ZM217 249V248H216ZM239 249V248H238ZM38 250H42V251H47V253L48 254H50L49 256H50V260H48V261H46V262H40V260H39V257H38V255H37V253H38ZM69 250H70V248H69ZM209 250V249H208ZM219 250V249H218ZM229 250V249H228ZM233 250V249H232ZM236 251H237V249H235ZM252 250V249H251ZM72 251H75V250H72ZM77 251V250H76ZM75 251V252H76ZM128 252H130L129 250H127ZM184 251V250H183ZM183 251H181L182 253H183ZM207 251V250H206ZM227 251V250H226ZM13 252H17V251H14L13 250ZM70 252V251H69ZM132 252V251H131ZM159 252V251H158ZM180 252V253H181ZM208 252V251H207ZM213 252V251H212ZM231 252V251H230ZM234 252V251H233ZM240 252V253H241ZM22 253V252H21ZM186 253V252H185ZM224 253V252H223ZM227 253V252H226ZM225 253V254H226ZM249 253V252H248ZM130 254H132V253H130ZM187 254V253H186ZM253 254V253H252ZM9 255H10V252H9ZM18 255V254H17ZM20 255V254H19ZM26 255V256H27ZM79 255V254H78ZM77 255V256H78ZM185 255V254H184ZM188 255V254H187ZM221 255V254H220ZM231 255V254H230ZM23 256V255H22ZM22 256H20V257H22ZM26 256H24V257H26ZM27 256V257H28ZM73 256V255H72ZM75 256V255H74ZM83 256V255H82ZM131 256V255H130ZM17 257H19V256H17ZM23 257V258H24ZM101 257H103L102 255H101ZM184 257V256H183ZM189 257V256H188ZM191 257V256H190ZM189 257V258H190ZM227 257V256H226ZM229 257V256H228ZM238 257V256H237ZM83 258H85V257H83ZM185 258V257H184ZM188 258V259H189ZM17 259H19V258H17ZM78 258H76V260H77ZM86 259V258H85ZM111 259V258H110ZM187 259V258H186ZM233 259V258H232ZM238 259V258H237ZM23 259H20L19 261H22ZM87 260H89V259H87ZM130 260V259H129ZM178 260H180V259H178ZM25 261V260H24ZM86 261V260H85ZM110 261V260H109ZM115 261V260H114ZM190 261H192V260H190ZM240 261V260H239ZM81 262V261H80ZM97 262V261H96ZM101 262V261H100ZM134 262V261H133ZM189 262V261H188ZM193 262V261H192ZM227 262V261H226ZM243 262V261H242ZM242 262H240V263H242ZM83 263V262H82ZM86 263V262H85ZM85 263H83V264H85ZM116 263V262H115ZM221 263V262H220ZM233 263V262H232ZM23 264H25L24 262H23ZM26 264H30V263H28V262H26ZM100 264V263H99ZM103 264V263H102ZM108 264V263H107ZM111 264V263H110ZM190 264V263H189ZM192 264V263H191ZM223 264V263H222ZM226 264V263H225Z\"/></svg>", "mask_w": 264, "mask_h": 264}]
</instances>
